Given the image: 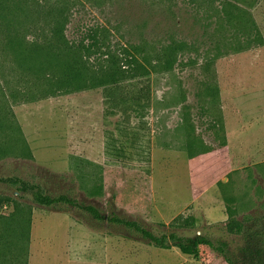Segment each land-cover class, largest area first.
<instances>
[{
	"label": "rangeland",
	"instance_id": "374dc122",
	"mask_svg": "<svg viewBox=\"0 0 264 264\" xmlns=\"http://www.w3.org/2000/svg\"><path fill=\"white\" fill-rule=\"evenodd\" d=\"M61 8L71 43L105 29L146 70L54 93L24 75L11 41L44 43ZM0 178L81 206L0 184V254L30 264H264V0H0ZM82 206L215 249L157 248Z\"/></svg>",
	"mask_w": 264,
	"mask_h": 264
},
{
	"label": "trees",
	"instance_id": "16d2710c",
	"mask_svg": "<svg viewBox=\"0 0 264 264\" xmlns=\"http://www.w3.org/2000/svg\"><path fill=\"white\" fill-rule=\"evenodd\" d=\"M240 10L238 6L229 4ZM247 14L246 11L240 10ZM55 22L52 25L51 35L44 43L39 41L28 42L26 39L12 40L10 43L11 50L14 53L15 61L18 68L24 75L34 78L50 77V91L54 93L63 89H82L88 80L100 82L103 86L115 84L129 78L130 73L125 67L134 69V72L145 71V66L139 61L137 56L124 48L122 53L112 51L111 45L108 44L107 32L105 29H94L88 33L87 40L78 43H71L65 34L67 27V13L65 8L58 9L55 13ZM181 45H171L166 50L165 60L161 67L170 71L176 62L175 56L178 51L182 50ZM101 49L106 51L102 53L105 64H99V68H92L89 64L92 54ZM139 52L137 48H133ZM43 59V61L41 60ZM89 64V65H88ZM0 184L11 186L16 193L26 196H32L33 200L40 206L52 208L62 205L70 207L79 206L75 200H70L65 196L52 198L43 193V191L19 178H0ZM82 209L88 212L95 220L103 222L105 220L112 224L122 225L137 232L144 240L150 242L157 248L168 249L169 242L176 243V247L182 254L191 257H198L202 246L215 249L214 244L204 237L196 239H183L177 235L158 236L152 231L147 230L136 222L126 221L115 216L106 218L98 209L92 206H82ZM218 251H222L218 248Z\"/></svg>",
	"mask_w": 264,
	"mask_h": 264
},
{
	"label": "crops",
	"instance_id": "0c3cea01",
	"mask_svg": "<svg viewBox=\"0 0 264 264\" xmlns=\"http://www.w3.org/2000/svg\"><path fill=\"white\" fill-rule=\"evenodd\" d=\"M36 254H0V264H30Z\"/></svg>",
	"mask_w": 264,
	"mask_h": 264
}]
</instances>
